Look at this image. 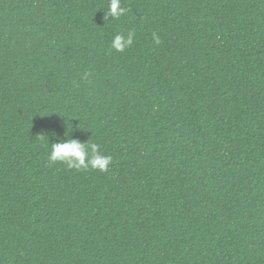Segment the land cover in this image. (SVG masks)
<instances>
[{
	"label": "trees",
	"instance_id": "obj_1",
	"mask_svg": "<svg viewBox=\"0 0 264 264\" xmlns=\"http://www.w3.org/2000/svg\"><path fill=\"white\" fill-rule=\"evenodd\" d=\"M109 4L0 0V264H264V0Z\"/></svg>",
	"mask_w": 264,
	"mask_h": 264
},
{
	"label": "clouds",
	"instance_id": "obj_2",
	"mask_svg": "<svg viewBox=\"0 0 264 264\" xmlns=\"http://www.w3.org/2000/svg\"><path fill=\"white\" fill-rule=\"evenodd\" d=\"M126 9L120 6V0H110L108 12L105 15L107 18L109 15L112 19H118L120 16L126 13ZM135 33L129 31L127 37L122 35H116L112 41V48L116 51H124L127 47L133 43ZM153 41L155 44H159L160 37L153 32ZM89 73H84L83 78H87ZM48 159L50 162H60L67 165L69 169L98 170L100 172L108 171V166L112 161L111 156H103L99 152V145L95 143L80 142L78 139L67 138L59 142L51 143V149Z\"/></svg>",
	"mask_w": 264,
	"mask_h": 264
}]
</instances>
